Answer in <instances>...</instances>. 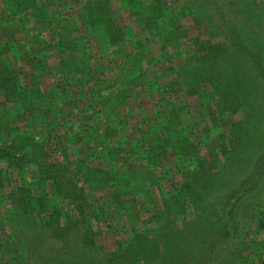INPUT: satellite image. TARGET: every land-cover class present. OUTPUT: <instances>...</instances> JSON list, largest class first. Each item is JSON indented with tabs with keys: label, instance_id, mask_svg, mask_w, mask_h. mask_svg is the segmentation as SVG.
<instances>
[{
	"label": "rangeland",
	"instance_id": "1",
	"mask_svg": "<svg viewBox=\"0 0 264 264\" xmlns=\"http://www.w3.org/2000/svg\"><path fill=\"white\" fill-rule=\"evenodd\" d=\"M10 1L13 0H0V45L6 43L8 39L11 40V44L14 45L12 48L14 55L6 53L3 57L10 61L13 57L18 58V55H21L24 60V65L21 64L22 71L29 70L27 65L29 60L37 61L36 57L43 60L41 62H44L48 68L42 70L43 73L40 72L37 80L40 81L41 88L47 90L45 99L52 101L45 106L43 101H38L33 95L29 99L24 100L22 97L21 101L17 98L12 100L13 103H8L0 96V114L4 119L3 124L0 123V146L9 147L10 139L16 138V143L30 150L33 144L29 140V131L17 127L28 124L29 128L40 129L51 123L58 128L60 136H64L67 130L74 144L86 149L82 152L90 151L85 148L86 140L94 147L91 149L95 150L106 151L107 147L120 146L122 152H126L129 156V163L134 165L145 162L141 155L149 156L150 148L157 144L160 135L157 133L168 123L175 126L173 119L178 115L188 128L183 135L194 144L201 141L199 138L203 136L201 131L209 130L210 134L203 136L205 137L203 138L204 154L208 155L207 165L215 171L222 168L225 175L220 180L212 181L209 188L198 187L197 195L193 198L196 204L191 206L186 204L187 209L183 211L179 209L180 213L177 217H173L172 220L166 216L160 217L158 221L147 226L148 228H144L143 232L147 233L146 236H149V239H157L158 246L164 253L161 255L159 253L157 258L146 262L141 258L133 264H166L169 261L166 252L177 250V253L186 256L184 263L181 264H249L253 258L249 256L245 259L249 252V254L254 253L264 262V228L255 222L256 218L261 216V211L264 212V167L260 166L264 161V141L261 138L254 139L255 134L263 131L264 122L259 124L258 121H252L245 115L243 124L237 126L241 135L231 136L229 128L237 115L220 116L216 112L215 102L207 95L209 86L198 90L185 85L178 88L173 84L175 83L173 70L180 68L181 65L184 67V61L192 53V47L187 43L191 41L192 44L196 37L217 41L227 36L225 40L233 45L227 48L231 51L230 54L232 53V55L227 54L231 59L234 54L237 60L244 55L251 56L252 53L256 55L260 45L264 54V0L257 4L249 0V6L242 4L241 0H92L105 5V7L101 5L102 7L92 15V23L88 22L87 18H81L84 4L89 0H22L20 6L26 1H30L33 5L23 10L17 9V3L13 4L14 9L10 3L7 5L6 2ZM95 2L92 5L94 9L100 6ZM7 7L12 11L17 9V12L9 15ZM41 8L46 15L40 17ZM24 13H27L25 20L21 17ZM34 15L39 17L36 22L33 19ZM187 15L190 17H186ZM194 16L197 19L198 16L200 17L202 25L195 26ZM178 18L182 27L187 30L186 34L179 29L169 30L175 25L180 26ZM65 29L77 43L74 55L80 58L79 54L88 55V52L90 65L83 67L84 64L78 63L79 69L62 79L60 62L68 51L62 49L64 52H58V49L60 45L62 46L61 43L67 41L60 39L56 32L64 33ZM157 29L159 32L156 31ZM218 33L217 37L214 36ZM171 34H178L176 38L178 49H172ZM254 41L257 43L256 48ZM142 48L147 52L145 51L144 54L142 52L144 58L139 61L142 67L138 68L135 62L131 63L130 57L139 56ZM226 65L229 71L234 68L237 70L238 67L234 58L231 63L226 62ZM73 78H78L83 83L78 82V86L69 89L74 81ZM58 81L61 82L56 85ZM250 100L256 103L255 97ZM20 105L23 109L30 110L27 117L17 113L16 108ZM72 107L74 111H71ZM41 109L44 111L40 112ZM92 112L98 113V116H92ZM38 114L40 116L36 121L30 120L31 116ZM105 114L108 115L107 118ZM242 134L243 140H240ZM95 135L99 140L97 144L93 138ZM167 144L163 156L156 158L154 167L156 175L161 177L160 186L169 194H173V186L181 179V174L173 171L176 165L182 166L184 157L175 155L173 152L175 145ZM222 144L226 145V149L221 153L216 146ZM49 149L46 161L65 162L58 151ZM19 153L17 152L16 156ZM30 153L34 158H36L35 153L40 155L39 150ZM33 156L29 155L24 162H21V169L7 166L10 185H6V191L12 185L21 184L23 180L32 183L35 193L40 190L36 182L37 176L33 172L36 166L28 165L26 161L37 163V158L32 160ZM74 158L75 156L68 155V159L74 160ZM196 159L198 160V156H194L193 160L197 161ZM94 163L95 160L91 165ZM98 163L100 166H105L106 160ZM1 166L6 167V159H2ZM191 167L194 170L195 164ZM252 171L253 178L245 180ZM203 181L208 179L200 182ZM44 186L45 190L42 188L38 193L43 191L46 194L50 191L47 183H44ZM108 188L93 190L90 193V201H95L100 194L103 197L99 200H108ZM233 188L236 189L230 192ZM3 191L4 189L0 190V216H6L8 221L5 222L4 234L2 233L0 237V264H20V258L24 260V264H35L34 258L37 257L42 259L38 264H62L69 254L61 247L63 244H54L58 249L51 248L46 242L50 231L39 223L32 222L34 215L19 216L18 208L9 205L10 201L5 198ZM158 198L159 196L156 195L152 199L159 201ZM231 198L233 201H230ZM54 200L68 201L65 198L60 200L59 197ZM31 203L35 204L33 201ZM106 208L107 211L113 209ZM232 209L234 211H231ZM121 211L120 222L127 219L130 224L133 222L135 230L142 229L140 221H136L133 217L127 218L126 215L124 216V210ZM230 218L236 221L238 226L234 237L228 243L225 242L217 247L216 254H207L208 258L201 256V250L198 251L200 249L198 240L203 237V232H200L201 226L195 221H202L206 227L204 232H207L211 225H216V220L222 223ZM113 220H116V217ZM104 224H109L108 220L105 223L100 222L99 227L107 231ZM10 225L13 226L12 231ZM232 230H235L234 226ZM213 231L212 237H209L211 241L213 238L216 239L218 234L215 229ZM7 232L11 233L12 238L4 246ZM74 232L79 234V229L72 233ZM133 233L131 231V234ZM122 234L109 235L107 250L113 247V239ZM123 235L128 236V234ZM37 241L43 244L40 252L35 248ZM242 242L248 243V246L243 247ZM239 246L243 247L241 252L237 249ZM67 247L71 245L67 244ZM176 264L180 262L176 261ZM256 264L263 263L258 260Z\"/></svg>",
	"mask_w": 264,
	"mask_h": 264
},
{
	"label": "trees",
	"instance_id": "2",
	"mask_svg": "<svg viewBox=\"0 0 264 264\" xmlns=\"http://www.w3.org/2000/svg\"><path fill=\"white\" fill-rule=\"evenodd\" d=\"M248 1L249 0H241L240 2L245 6H249ZM94 2L95 1L92 0L87 1L81 11V18H87L90 23L93 21L92 15L103 5L102 3L95 2L100 6L94 9V6H92ZM8 3H10L12 7L13 4L17 3V9L19 10H23V8L26 9L32 5L30 1H26L20 6L19 4L22 3V0L6 2L7 5ZM252 3L257 4L262 2L261 0H252ZM136 5L138 6V4ZM103 6L105 7V5ZM249 8L251 9V7ZM17 9L12 11L7 7L9 15L10 13L13 15V13L17 12ZM26 15L27 13H24L21 17L25 20ZM36 15H34L33 18L35 22L39 19ZM45 15L46 13L41 8L39 16ZM186 17L190 16L187 15ZM193 18L196 27L202 25L199 16L198 19L195 16ZM177 21H179L180 26L175 25L173 29L169 30L177 31L179 29L183 34H186L187 30L182 27L180 18H178ZM156 31L159 32L158 29ZM56 33L59 35L60 39L65 42L67 41V43H61L62 46L60 45L58 49V52H64L62 49L68 51L62 56L60 62L62 63L60 67L62 79L69 73L73 74V72H76L80 66L78 63L84 64L83 67H88L90 65L88 60V58L90 59V54L88 52V55L79 54L78 56L80 58L74 55L73 52L77 43L72 39L69 34L70 32L65 29L64 33L62 31H57ZM219 33L214 34V36L217 37ZM177 35H170L173 43V50L179 46V44L177 45ZM222 37L224 38V35H222ZM225 38H227V36ZM225 38L222 40L210 41L209 39L202 40L196 37L193 39L192 44L191 41H189L187 44L192 47V53L184 61V67L181 65L180 68L173 70V77L175 80L173 84L174 87L178 88L185 85V87H194L198 90L209 86L210 89L207 95L215 102L216 112L220 116L225 114L237 115L235 120L231 123L229 133L231 136L238 137L241 133L237 130V126L243 124L242 122L245 115L246 118L250 117L252 121H258L259 124L264 122V54L260 49L261 45L256 55H253V53L251 56L244 55L237 60L234 54V62L237 61L238 67L237 70L234 68L229 71L226 62L231 63L233 58L231 59V56H228L232 55V53L230 54L231 51L227 48L231 47L232 43L230 44L227 42ZM10 41L11 40L8 39L6 43L0 45V96L4 98L5 102L13 103L12 100H16L17 98L21 101L22 97H24L25 100V98L29 99L30 96L34 95L38 101H43L45 106L49 105L52 100L45 99L44 95L47 90L44 91L40 86V81L37 80V76L43 73L41 71L48 68L47 65L41 62L43 60L36 57L37 61L33 59L29 60L28 63L31 67L27 64L30 71H22L21 66L24 65V60L21 55H18V58L13 57L10 61L3 57L6 53H11L12 56L14 55L12 50L14 45H12ZM256 45L257 43L254 41V48H256ZM145 51L146 50L142 48L139 54V56L142 57H130L131 63L135 62L138 68H141L142 65L139 61L144 58L142 52L144 54ZM81 58L83 59L81 60ZM64 65L65 67H63ZM73 79L74 81L71 83L69 89L78 86V82L83 83L78 78ZM59 82L61 81H58L56 85L60 84ZM62 86L66 89L64 85ZM52 90L54 91L53 88ZM50 93H52V91H50ZM54 96L55 94L53 93V97ZM254 97L256 98V103L250 100ZM69 103H72V101H69ZM168 106L171 107V105ZM16 109L19 115L26 117L30 111L23 109L21 105ZM74 110L75 109L72 107L71 111ZM42 111H44V109L40 110V112ZM97 114L92 112V116ZM1 115L2 114H0V121H2L0 123L4 121ZM39 116L40 114L33 115L30 120L36 121ZM105 117L107 118L108 115L105 114ZM40 122H42V120H40ZM254 123L258 124L256 122ZM173 124L175 126L168 123L164 126L162 131L157 133V135L160 134L158 135L157 144L150 148L148 152L149 156L145 157L144 154L141 155L145 159V162L134 165L129 163V156L126 152H122L120 146L107 147L106 151L101 149L95 150L91 149L94 147L90 146L88 143L89 141L86 140L84 142V145H86L85 148L90 149V151L82 152L86 151V149L76 146L74 140L70 139L67 130L64 136H60L58 128L54 127L53 124L51 125V123L49 125L46 124L44 128L40 127V129L36 127L29 128L28 124L19 126L17 128L29 131V140H31L33 147L27 150L26 147L16 143V138L10 139L9 147L6 145L3 147L0 146V190L4 189L2 193H5V198L10 201L9 205L18 208L19 216L28 217L34 215L32 222L39 223L44 229L50 231L46 242L49 243L51 248L58 249L54 244L58 245L61 243L65 245L61 247L65 248L69 254H67L68 256L62 261V264H133L134 261H138L141 258L145 260L144 262L155 259L159 253L161 255L164 251L161 252L158 246V240L155 238L149 239V236H146L147 233L145 234L143 229L148 228L147 226L158 221L160 217L166 216L170 220H172L173 217H177L180 213L179 209H182V211L187 209L186 204L190 206L194 203L196 204L193 198L197 195L198 187L203 189L209 188L212 181L220 180L221 177L225 175V171L222 170V168L215 171L207 165L208 155L207 153L204 154L205 143L203 138L205 137L203 136H208L210 134L208 132L209 130L204 129L201 131L203 134L202 137H199L201 141H197L194 144L189 141L188 137L183 135L188 128L182 123L178 115L176 119H173ZM176 127L178 129H176ZM64 128L66 129V127ZM262 128L263 131L255 134L254 139L258 140L261 138L264 141V125H262ZM93 138L96 139H94L96 144L99 143L96 135ZM239 138L243 140V134L242 138ZM79 139L81 140L82 138L80 137ZM166 144L175 145L176 148L173 150L175 155L184 157L182 166L179 167V165H176L173 171L174 173L178 172L181 174V179L173 186V194H169L168 191L163 190L160 186L159 181H161V177L156 175L154 167L156 158H158V156H163ZM191 147L193 149H191ZM216 147L221 153L226 149L225 144ZM49 148H52L54 152L58 151L64 157L63 160H65V162L60 163L54 160L46 161L47 153L50 151ZM37 150H39L40 153V155L35 153L37 163L26 161L28 165L33 164L36 166L33 172L34 175L37 176V186L40 187L38 192H40L42 188L45 190L44 183L48 184L50 191H47L46 194L43 191L41 193H35V187H33V185L31 186L32 183L24 182L25 180H23L21 184L12 185L11 188L6 191V185H10L7 175V166L21 169V162H24L25 158L29 155L33 156L30 151L36 152ZM200 150L202 153H200ZM17 152L20 153L16 156ZM69 154L75 156L74 160L68 159ZM217 155L218 153H216V156ZM194 156H198V160L196 159L197 161L193 160ZM36 158L33 156L32 160ZM2 159H6V167L1 166ZM94 160L95 163L91 165ZM101 160H106L105 166H100L98 162ZM25 164L27 165V163ZM192 164H195L194 170L191 167ZM260 166L264 167V161ZM193 171L194 173H192ZM163 176H165V174H163ZM253 176L254 174L252 171L245 180L252 179ZM206 179H208V181L200 182ZM103 188L106 190L107 188L109 189V193H107L108 200H99V198L103 197V195L100 194L95 201H90V193L93 190ZM235 189L236 188L231 189L230 192ZM47 194L49 195L47 196ZM156 195L159 196V201L152 199L156 197ZM56 197H59L60 200L65 198L68 199V201L57 202L54 200ZM31 201L35 204L31 203ZM230 201H233V198H231ZM106 207H112L113 209L107 211ZM121 210H124V216L126 215L127 218L133 217L136 221H140L139 223L142 225V229L139 231L135 230L136 227L133 225V222H131V225L130 221L127 219L120 222L119 214L122 213ZM225 211L227 210L225 209ZM231 211H234V209ZM260 215L261 216L256 218L255 222L257 225L264 228V212L262 213L261 211ZM115 217L116 220H113ZM107 220L109 224H104L107 231L101 230L99 223H105ZM6 221H8L6 216H0V237L4 234ZM18 222L20 221L18 220ZM195 223H199L201 226L199 227L201 229L200 232H203V237L198 240L200 244V249L198 251L201 250L200 254L204 258H208L207 254H216V248L225 242L228 243L229 240L234 237L238 227L237 222L233 221L231 218L225 219L222 223L220 220H216V225L212 223L213 225L208 228L209 231L207 232H204L206 227H204L202 221H195ZM232 226L235 227L234 231L232 230ZM12 227V225L9 227L11 231ZM78 229L79 234L76 232L72 233ZM214 229L218 234L216 239L213 238L211 241L209 237H212L211 234L214 232ZM22 231H20V234ZM131 231L134 233L131 234ZM10 232H7L8 234L4 246H6L7 242H10L12 238ZM120 233L128 234V236L122 234L120 237H115L113 239V247L107 250L109 235H117ZM67 244L71 245V247H67ZM208 245L210 247H208ZM241 245L243 247L248 246V243L242 242ZM42 247L43 244H39L37 241L35 245L36 250L40 252ZM241 247L239 246L237 248L239 252L243 249V247ZM5 249L7 250L8 246ZM177 251L166 252V256H168L167 258L169 259L166 264H176V261L180 262V264L182 262L184 263L186 256L183 257V255H180ZM3 252H5V250ZM249 253L245 256V259L249 258V256L253 257L249 264H256L258 260L264 264L263 260L256 257L254 253ZM191 258L196 259L195 257ZM160 259L163 261L162 258ZM34 260L36 262L35 264H38L42 259L41 257H37L34 258ZM20 261V264H24L22 258H20ZM191 261L194 262L195 260Z\"/></svg>",
	"mask_w": 264,
	"mask_h": 264
}]
</instances>
